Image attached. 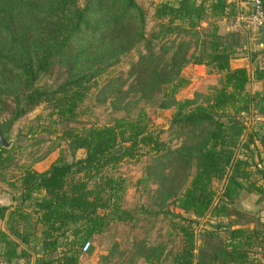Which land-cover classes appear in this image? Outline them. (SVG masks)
<instances>
[{
	"label": "trees",
	"instance_id": "16d2710c",
	"mask_svg": "<svg viewBox=\"0 0 264 264\" xmlns=\"http://www.w3.org/2000/svg\"><path fill=\"white\" fill-rule=\"evenodd\" d=\"M235 13L227 0H157L151 16L160 26V48H173L163 58L154 49L157 32L146 36L147 13L136 0H0V115L8 113L0 128L6 135L16 119L45 104L54 126L44 129L60 132L73 155L67 160L60 154L43 171L26 168L18 179L19 194L10 188L0 192L1 261L79 264L85 241L98 238L114 222L129 220L133 225L135 214L124 206L127 183L119 167L144 147L164 150L186 175L194 167L171 200L178 211L167 220L180 243L170 264H250L248 251L258 239L257 231L222 223L198 231L193 226L205 215H227L240 190L254 187L248 158L239 156L240 148L254 140V132L264 152V125L253 132L245 118L258 95L247 83L251 77L264 79V66L251 72L244 65L231 66L248 40L236 29L219 30L218 19ZM245 27L253 37L251 46L261 39L264 52V22ZM172 33L183 36L177 44L165 45ZM193 34L198 36L187 56L190 43L185 38ZM140 42L146 51L132 65L131 88L141 90L142 97L161 91V105L174 107L169 125L183 137L175 148L148 128L144 108L88 126L79 116L80 105L100 86L102 74ZM189 62L221 74L220 86L202 100L196 93L184 99L175 96L187 82L180 71ZM117 91L125 92L120 87ZM78 149L83 154L75 156ZM11 159L10 146L0 145V167L7 168ZM215 180H224L219 192ZM166 247V241L158 243L145 259L162 261Z\"/></svg>",
	"mask_w": 264,
	"mask_h": 264
},
{
	"label": "rangeland",
	"instance_id": "374dc122",
	"mask_svg": "<svg viewBox=\"0 0 264 264\" xmlns=\"http://www.w3.org/2000/svg\"><path fill=\"white\" fill-rule=\"evenodd\" d=\"M136 1L147 13L146 36H151L150 31L157 32V35L153 37L154 49L163 58L169 57L173 48H160L161 41L158 39L160 26L158 21L151 16L154 3L157 0ZM82 2L83 0H80V3ZM229 19L234 21V18ZM209 20L203 21L202 25L206 26V22ZM182 36L181 33H172L167 40H164L165 45L177 44ZM197 36V34H193L185 38L190 43L186 49L187 56L194 50ZM145 51L144 43H137L120 62L105 71L99 79L100 86L92 88L80 105L79 116L83 119V124L88 126L92 123L109 122L116 116L125 115L126 112L128 115H133L140 108H144L149 116L148 128L159 132L160 139L167 147L175 148L180 145L183 137L176 136L174 128L169 125L174 107L161 105L159 100L162 95L161 91L154 92L150 97H142L141 90L131 88L130 82L135 77L133 72L130 73L133 69L132 65L138 59L139 53ZM187 64L180 71L187 82L179 87L175 94L176 98L184 99L195 96L196 93L197 98L202 100L205 94L220 86L221 74L219 72H208L207 68L203 66L204 69L188 70L186 69ZM231 65L233 66L232 63ZM117 87L125 92L119 93ZM50 110L45 104L35 106L16 119L7 131L6 135L12 139L9 145L12 159L7 168L0 167V192L10 188L19 194L18 179L25 173L26 168L41 166L45 170L60 154L67 160L73 159L66 139L61 133L58 131L49 132L44 129L54 126L49 117ZM7 116L6 112L1 114L0 121ZM246 116L249 115L246 114ZM141 150L142 152L137 153L136 156L123 160L119 167L127 183L124 206L135 214V218L132 220L134 224L131 225L129 220L112 223L101 236L91 240L90 245H93L91 252L88 250L81 252L79 264L171 263L173 253L178 250L180 243V236L167 220L178 211L171 200L191 178L194 167H191L186 175L182 166L178 167L175 165V161H169L168 153L164 150L147 151L144 147ZM249 151L246 147H241L239 156L248 157L252 162L256 161L257 156L250 155ZM6 153L3 152V155ZM82 154L83 149H78L75 156ZM249 167L253 169V166ZM257 174L259 175V172ZM223 184L224 180L213 182L216 192L222 190ZM241 195L243 194H239L236 199H239ZM234 210L242 212L240 216H244L248 221L249 215L239 209V204L229 207L230 212ZM235 217L205 215L198 218L199 222L194 223L193 226L196 231L209 226V224L215 226L217 223H222V225L231 226L233 220L238 219L237 216ZM174 218L177 219L176 216ZM219 231L224 234L223 228ZM163 241L167 242V253L162 261L158 263L147 261L144 254ZM201 242L198 239V243Z\"/></svg>",
	"mask_w": 264,
	"mask_h": 264
},
{
	"label": "crops",
	"instance_id": "0c3cea01",
	"mask_svg": "<svg viewBox=\"0 0 264 264\" xmlns=\"http://www.w3.org/2000/svg\"><path fill=\"white\" fill-rule=\"evenodd\" d=\"M236 8V13L234 15L222 17V19L218 20L219 30L221 32L229 30V29H236L240 33L245 34V38H247L248 42L244 43L239 50L237 51L236 55L231 59V63L233 66H247L250 67V72L255 68V66H264V52L260 50L262 48L263 43L261 39L257 40V44L254 47L251 46L253 41V37L250 36L249 30L246 29L245 24L241 23L238 20V15L240 12H245L249 10L250 3L248 0H227ZM229 18H234V21L230 20ZM244 26V27H243ZM249 26V25H247ZM247 28H251L250 26ZM245 30V31H244ZM255 50H258L257 53ZM260 50V52H259ZM201 64L196 63H189L186 65V69L188 70H198L204 69ZM232 66V65H231ZM251 93H258L257 97L255 98L252 104V111L249 116H246V122L248 123V127L253 132L258 128L259 125H264V99H258L261 94H264V79H255L251 77L249 82L247 83L246 87ZM250 130V131H251ZM255 133V132H254ZM252 134L254 138L246 147L249 149L250 155L257 156L256 161H251L248 157V162L253 169L250 170L253 172L251 173L250 179L254 182V187L250 190H246V188H242L239 194H243L236 199L235 204H239V209L243 211V213H247L249 216L247 218L241 217L240 215L242 212H238V210H234L233 212H228L225 217L230 215L231 217L237 216V220H233V224L231 227H245L249 230L253 229L257 231L258 239L250 246L249 248V257H250V264H264V152L259 141L255 138L256 135ZM245 158V157H244ZM254 158V157H253ZM36 170L41 171L44 167H35ZM257 171V172H256ZM259 172V175L257 174ZM246 186V183H244ZM256 188V189H255ZM3 192V191H2ZM238 194V195H239ZM238 197V196H237ZM234 204V205H235ZM232 206V205H231ZM236 209V208H235ZM238 209V208H237ZM239 216V217H238ZM236 218V217H235ZM0 228L4 229V222L0 221ZM262 241V243H261ZM4 249L3 242H0V252ZM0 264H6L5 262L0 260ZM9 264H17L15 260Z\"/></svg>",
	"mask_w": 264,
	"mask_h": 264
},
{
	"label": "built area",
	"instance_id": "2783aa9c",
	"mask_svg": "<svg viewBox=\"0 0 264 264\" xmlns=\"http://www.w3.org/2000/svg\"><path fill=\"white\" fill-rule=\"evenodd\" d=\"M250 3L249 10L240 12L238 20L249 26L261 25L264 22V0H248ZM90 240H87L81 246V251H87Z\"/></svg>",
	"mask_w": 264,
	"mask_h": 264
},
{
	"label": "water",
	"instance_id": "95a60500",
	"mask_svg": "<svg viewBox=\"0 0 264 264\" xmlns=\"http://www.w3.org/2000/svg\"><path fill=\"white\" fill-rule=\"evenodd\" d=\"M12 142L11 138H8L0 128V145L1 146H9Z\"/></svg>",
	"mask_w": 264,
	"mask_h": 264
}]
</instances>
